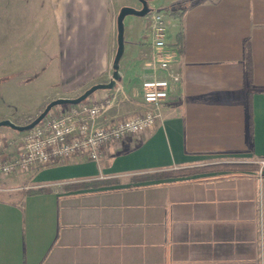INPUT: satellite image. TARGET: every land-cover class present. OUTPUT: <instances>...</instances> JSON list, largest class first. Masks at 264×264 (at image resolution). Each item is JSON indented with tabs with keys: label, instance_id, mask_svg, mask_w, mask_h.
<instances>
[{
	"label": "crops",
	"instance_id": "crops-1",
	"mask_svg": "<svg viewBox=\"0 0 264 264\" xmlns=\"http://www.w3.org/2000/svg\"><path fill=\"white\" fill-rule=\"evenodd\" d=\"M134 2L0 0V96L12 106L42 92L26 118L0 120L32 119L112 73L117 16ZM149 4L166 13L170 67L153 64L148 18L126 16L124 95L104 93L100 120L142 113L143 82L177 71L156 126L98 160L0 173V264H264V0ZM19 134L0 126L11 156ZM221 163L259 167L173 173Z\"/></svg>",
	"mask_w": 264,
	"mask_h": 264
},
{
	"label": "built area",
	"instance_id": "built-area-1",
	"mask_svg": "<svg viewBox=\"0 0 264 264\" xmlns=\"http://www.w3.org/2000/svg\"><path fill=\"white\" fill-rule=\"evenodd\" d=\"M146 17L153 29V64L168 69L173 59L167 42L166 13L152 9ZM181 73L168 77L149 78L143 82L144 101L147 108L142 113L117 117H100L110 104L108 97L89 98L66 112L48 114L33 128L19 137V147L14 155L0 144V173L13 174L18 170L53 165L76 156L98 160L105 147L117 145L126 137L152 130L161 117L162 102L170 95L172 81H180ZM112 97L124 95L120 81ZM264 166V160L261 161Z\"/></svg>",
	"mask_w": 264,
	"mask_h": 264
},
{
	"label": "water",
	"instance_id": "water-1",
	"mask_svg": "<svg viewBox=\"0 0 264 264\" xmlns=\"http://www.w3.org/2000/svg\"><path fill=\"white\" fill-rule=\"evenodd\" d=\"M141 4L140 7H135L131 5H125L120 8L118 16H117V51L113 60L112 64V77L108 82H100L92 85L88 89H86L82 94L74 98H67V97H59L56 99L51 100L45 108L37 115L34 119H32L27 124H17L10 119H2L0 120V126H6L18 132L27 131L38 123H40L53 109V107L58 105H65V104H79L85 101L88 97H90L94 92L100 89H113L117 82L121 79V72H120V60L123 56L125 50V17L128 15H135L144 17L146 16L151 10V6L149 4V0H138Z\"/></svg>",
	"mask_w": 264,
	"mask_h": 264
},
{
	"label": "rangeland",
	"instance_id": "rangeland-1",
	"mask_svg": "<svg viewBox=\"0 0 264 264\" xmlns=\"http://www.w3.org/2000/svg\"><path fill=\"white\" fill-rule=\"evenodd\" d=\"M135 3L136 2H134L133 5H131V6L137 7L136 5H138V3H140V2L138 1V3H136V4ZM140 6H141V4H140ZM93 74H95V73H84V75H85L84 79L86 80L88 78V76L93 75ZM111 77H112V73H111L110 68H109L107 71H103V72L98 73V77L94 81H98V83H100V82H108L111 79ZM108 90H110V89L97 90L96 92H94L87 99H89V98H94V99L104 98L105 97L104 93H107ZM46 91H49V90H46ZM37 93L34 94L33 97H30L29 100H25L24 97L17 96V98L15 99L16 102L12 106L9 105V103H7V102H9L7 100V98H4L3 96H0V110L2 109V112H8V114H11L12 116H14L17 121L23 120L24 118L29 116V114L33 113L35 111L34 108L38 106L39 99L41 100V98H42V94H40L42 92H37ZM102 94H104V95H102ZM19 97H21V98H19ZM49 113L54 115V114L61 113V111H59L58 109H52ZM34 118H32V119H34ZM32 119L24 120V121H22V123H17V124H27ZM2 127L9 128V127H6V126H2ZM23 132H20L19 135H22Z\"/></svg>",
	"mask_w": 264,
	"mask_h": 264
},
{
	"label": "trees",
	"instance_id": "trees-1",
	"mask_svg": "<svg viewBox=\"0 0 264 264\" xmlns=\"http://www.w3.org/2000/svg\"><path fill=\"white\" fill-rule=\"evenodd\" d=\"M251 75H252V69L249 63V66H248L249 78H251ZM213 167H220V168L226 167V168H234V169H254V168L259 167V164H256V163H221L218 165H210V166H205L202 168H184V169L174 170L173 173H175L176 175L188 174V173L195 172L198 170H203V169L213 168Z\"/></svg>",
	"mask_w": 264,
	"mask_h": 264
}]
</instances>
